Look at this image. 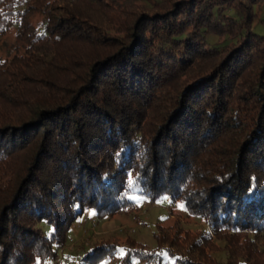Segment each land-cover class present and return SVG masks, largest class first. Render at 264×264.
<instances>
[{
	"label": "trees",
	"instance_id": "1",
	"mask_svg": "<svg viewBox=\"0 0 264 264\" xmlns=\"http://www.w3.org/2000/svg\"><path fill=\"white\" fill-rule=\"evenodd\" d=\"M260 5L0 0V36L14 28L17 40L0 58V264L57 258L87 209L90 220L135 213L131 188L151 203L180 199L223 238L260 229ZM161 229L157 248L173 264H264V253L234 257L230 243L221 262L208 256L209 235ZM155 252L134 247L119 262L155 264ZM116 254L110 243L92 245L78 264Z\"/></svg>",
	"mask_w": 264,
	"mask_h": 264
},
{
	"label": "rangeland",
	"instance_id": "2",
	"mask_svg": "<svg viewBox=\"0 0 264 264\" xmlns=\"http://www.w3.org/2000/svg\"><path fill=\"white\" fill-rule=\"evenodd\" d=\"M119 3L133 7H149L152 4V0H119ZM40 20V14L36 13L33 15L32 21L34 24H37ZM253 30L264 34V5L256 7ZM208 40L210 43L215 44L219 43L222 38L216 35H209ZM16 43V30L14 28H11L6 34L0 36V58H5L9 52H13L12 45ZM129 191H131L129 193L137 204L135 213L118 214L112 218L90 220L92 217H95V212L93 209H87L79 219L87 216L90 221H86L81 226H77L75 223V225L73 224L70 227L67 238L72 237L75 240L73 244L76 245V248L71 249L67 246L69 245L68 241L63 245L67 246L66 254L77 256L76 261L70 264H78L92 245L105 242L114 245L117 254L114 256L115 259L112 262L108 258H104L97 264H122L119 262L120 257L126 251L133 250L134 247L144 249L145 251L156 250L153 257L156 260L155 264H173V258L167 253L165 245H163L164 248H157L158 240L156 235L159 233L160 227L163 230L162 233L165 235L171 236L175 232H178L180 233V237L186 238L188 236V239L195 238L198 235H209L210 241L206 248L208 256H214L221 262H224L226 259L224 249L229 248L228 243L231 244V249L235 252L234 257L237 255L246 256L250 253H264V224L259 226L260 229L245 230L235 234V236L226 232L228 236L223 238L216 234L202 218L188 212L183 201L180 199L174 200L169 197H163L155 203H151L147 198L138 194L134 188H131ZM144 202L146 204H143ZM42 225L45 231H50L51 226L44 222ZM73 229L77 234H72ZM226 238L229 239V242ZM186 242L188 243V241ZM183 245L179 247L182 253L187 248V246ZM53 260L56 261L57 258L48 260L45 264H49V262L54 263L55 261ZM249 262L252 263L251 260ZM130 264H144V262L135 257L131 260Z\"/></svg>",
	"mask_w": 264,
	"mask_h": 264
},
{
	"label": "built area",
	"instance_id": "3",
	"mask_svg": "<svg viewBox=\"0 0 264 264\" xmlns=\"http://www.w3.org/2000/svg\"><path fill=\"white\" fill-rule=\"evenodd\" d=\"M143 204H146L145 202L143 203ZM87 221V217L86 216H84L82 219H81V221H77L76 222V225L77 226H81V225H84L85 224V222ZM68 242H69V247L71 248V249H74V248H76L75 246V244H73V242H75V240L72 238V237H70V238H68ZM85 243H86V241H85ZM109 261H113L114 259H115V257L114 256H110L109 258ZM72 260H74V258L72 259ZM53 261H55V260H53ZM67 264L68 263V260L66 261H62V259H60V258H57V260L53 263V262H49V264Z\"/></svg>",
	"mask_w": 264,
	"mask_h": 264
},
{
	"label": "crops",
	"instance_id": "4",
	"mask_svg": "<svg viewBox=\"0 0 264 264\" xmlns=\"http://www.w3.org/2000/svg\"><path fill=\"white\" fill-rule=\"evenodd\" d=\"M78 229V228H76ZM79 230V229H78ZM72 234H77L74 229L72 230ZM68 246V245H67ZM67 246H63L59 249L58 251V257L57 258H60L62 259V261L64 262L65 260L67 261L68 260V263H70L72 261V259L74 258V260L76 261V255H70V254H66L65 251L67 249ZM64 264V263H63Z\"/></svg>",
	"mask_w": 264,
	"mask_h": 264
},
{
	"label": "snow or ice",
	"instance_id": "5",
	"mask_svg": "<svg viewBox=\"0 0 264 264\" xmlns=\"http://www.w3.org/2000/svg\"><path fill=\"white\" fill-rule=\"evenodd\" d=\"M37 264H40V262L38 261Z\"/></svg>",
	"mask_w": 264,
	"mask_h": 264
}]
</instances>
